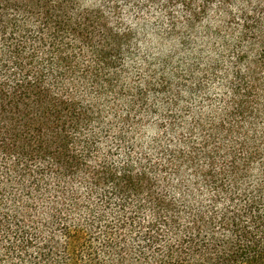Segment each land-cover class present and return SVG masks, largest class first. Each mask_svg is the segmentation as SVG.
Instances as JSON below:
<instances>
[{"label":"trees","instance_id":"1","mask_svg":"<svg viewBox=\"0 0 264 264\" xmlns=\"http://www.w3.org/2000/svg\"><path fill=\"white\" fill-rule=\"evenodd\" d=\"M148 7L216 61L130 82ZM0 234L3 264H264V0H0Z\"/></svg>","mask_w":264,"mask_h":264},{"label":"rangeland","instance_id":"2","mask_svg":"<svg viewBox=\"0 0 264 264\" xmlns=\"http://www.w3.org/2000/svg\"><path fill=\"white\" fill-rule=\"evenodd\" d=\"M82 1H92V0H82ZM151 8V7H148ZM146 9V11L140 16V21L137 22L136 28V42L137 45L134 47L133 54L135 57L132 59L131 62H129L124 68H123V74L128 77L129 81L132 83H136L137 85L142 81V79H145L147 77H151V79H156V77L161 76L162 73L166 77H172L170 76L172 74V70L174 68L179 69L184 64H187V62L191 61L193 57H200L202 59L201 63H208L212 61H216L217 58H214L211 54H209L207 51H202V55L200 56L198 53L201 51V47L203 46L202 40H200L201 35V29L197 31L196 34V42L198 46V50H194V54H187L183 53L181 55H176L174 53V50L180 49V43L176 42H163L159 39V35L156 34V27L159 28L160 23L163 21L162 16L158 13V11H154V9ZM177 13L180 12V10H176ZM129 9L125 10V15H128ZM132 16L136 14L130 13ZM137 18V16L135 17ZM131 21V20H128ZM140 22V23H139ZM134 28V29H135ZM212 45H215L218 49L220 46L213 41L211 42ZM193 55V56H192ZM185 62V63H184ZM181 66V67H180ZM134 70H137V73L134 72ZM183 70V69H182ZM180 72H183V71ZM217 82H211L209 81L207 86L212 88L213 85H215ZM216 86V85H215ZM218 87V86H216ZM214 91V90H213ZM198 95V94H197ZM197 95L195 94L194 97L196 98ZM185 100V98H183ZM148 104L151 105L154 103V96L153 94H150L148 97ZM148 105V106H149ZM139 123H141L139 126H137L136 133H133L130 135V140L135 141L134 146L132 148H129V151H134L133 157L137 158V153L144 154V152L148 153L150 155V144L153 142V140L156 137L157 133V127H159L158 120L155 117L149 116L146 117L143 120H140ZM112 144L113 142H109ZM113 154H116L114 151ZM117 155V154H116ZM122 155V153H121ZM131 157V156H130ZM82 202L87 201L81 198ZM86 204L91 205L92 202L89 200ZM46 208V203H41V210ZM45 211V210H44ZM117 213V215L120 213V211L117 209V204H114L113 202L110 203V208H107V218H117L112 213ZM3 214V213H2ZM43 213H41L40 218L38 219L37 216H35V223L43 224ZM99 226V225H97ZM46 228V226H45ZM99 227H96L98 229ZM132 231V230H131ZM10 234H14L15 230L10 229ZM7 238L4 237L3 234H0V251H3L4 248L7 245ZM128 243L131 244V247L137 248V240L134 236L128 237ZM5 253L2 257H0V264H3L8 260V255L6 257Z\"/></svg>","mask_w":264,"mask_h":264}]
</instances>
